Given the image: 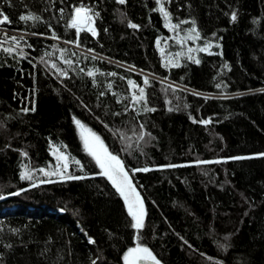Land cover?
<instances>
[{"label": "trees", "instance_id": "trees-1", "mask_svg": "<svg viewBox=\"0 0 264 264\" xmlns=\"http://www.w3.org/2000/svg\"><path fill=\"white\" fill-rule=\"evenodd\" d=\"M79 6L96 35L71 27ZM0 13V264H125L138 243L161 264H264V0H0ZM76 120L123 163L143 228Z\"/></svg>", "mask_w": 264, "mask_h": 264}, {"label": "snow or ice", "instance_id": "snow-or-ice-1", "mask_svg": "<svg viewBox=\"0 0 264 264\" xmlns=\"http://www.w3.org/2000/svg\"><path fill=\"white\" fill-rule=\"evenodd\" d=\"M119 3H125V0H119ZM157 3H160V0H157ZM62 11V10H61ZM159 11H161L165 19L168 18V12L164 9L163 5H160ZM75 15L71 21V27L76 28L77 32L82 30V25L90 24L92 20V16L89 15L91 9L85 8L83 6L76 7L74 9ZM2 15V19H0V24L10 23L9 17L7 15ZM98 15V13L96 14ZM20 20H32L35 17L28 15V16H20ZM232 19H236V14H232ZM130 27L136 28L137 25L130 24ZM173 28L177 27L176 25H172ZM89 31H92L93 35H96L95 31L89 27ZM191 31H195L192 29ZM12 39H15L13 37ZM204 49H201L203 51ZM5 51H12V49H5ZM191 51V49H190ZM191 58V57H190ZM199 63V61H196ZM63 74V73H62ZM89 76H93V72H88ZM145 83H147V78H145ZM129 84L132 87H136V85L129 81ZM140 95L135 96L134 100L140 101L144 98V89L141 88ZM35 110L34 108L32 109ZM27 111V109H25ZM75 123L78 127L81 128L82 132L81 135L84 138V146L88 150L89 154L94 157L96 163L101 168V175L106 176L110 181H112L113 185L115 186L117 192L124 198L125 204L127 205L128 214L132 218V227L135 229H141L144 226V216L146 215L143 200L140 197V194L136 191L135 187L133 186L131 179L128 175V172L125 170L123 163L120 159L113 155L112 153L108 152L107 148L103 145V142L100 140L95 133H92L90 129H85L84 125L81 124L79 120H76ZM207 123V121H204ZM141 127H143L141 125ZM87 132L88 135H84ZM143 134H141L140 139H143ZM264 155V154H262ZM58 159L67 160L66 157L61 154ZM239 159V158H238ZM79 164V161H76ZM63 167L66 169L68 167L67 163L65 162ZM149 169H137L136 171H148ZM45 175H49V173H45ZM22 179H31L30 174L22 173ZM68 179H82L83 177H75V176H68ZM125 264H142L145 260H150L153 264H160V261L156 259V257L152 254V252L147 248L142 246L141 244H137L134 248H129L128 251L124 255ZM95 264V261L93 262Z\"/></svg>", "mask_w": 264, "mask_h": 264}, {"label": "rangeland", "instance_id": "rangeland-1", "mask_svg": "<svg viewBox=\"0 0 264 264\" xmlns=\"http://www.w3.org/2000/svg\"><path fill=\"white\" fill-rule=\"evenodd\" d=\"M84 7V6H83ZM86 8V7H85ZM74 11H73V16H74ZM0 19H2V18H0ZM92 29L94 30V27H92ZM83 30V29H82ZM0 31L1 32H8V29H5V28H3L2 26H1V24H0ZM92 32V31H91ZM19 34H22V33H19ZM158 51H159V54L160 55H162L163 54V44H158ZM172 57H170L169 59H171ZM168 59V57H164L163 55H162V60L163 61H166ZM168 59V60H169ZM81 132H82V130H80V137H81V140H82V142H83V145H84V138L82 137V135H81ZM84 135H88V133L87 132H85L84 133ZM104 145V144H103ZM84 148H85V146H84ZM85 150H86V152L89 154V152H88V150L85 148ZM61 154H63V156L64 157H66L67 158V160L65 161L64 159H58V157L61 155ZM52 156H53V161H52V168H51V172H52V174L53 175H55L56 174V176L58 177V178H61V179H64V177H66V169L68 168H64L63 167V165H64V163L66 162L67 163V165L69 166V157H68V155L64 152V151H62V149H60V147H58V146H55V147H53V149H52ZM92 156V155H91ZM93 157V156H92ZM93 159H94V157H93ZM95 160V159H94ZM96 161V160H95ZM99 166V165H98ZM100 167V166H99ZM136 247V246H135ZM134 248V247H133ZM124 262H125V260H124Z\"/></svg>", "mask_w": 264, "mask_h": 264}, {"label": "bare ground", "instance_id": "bare-ground-1", "mask_svg": "<svg viewBox=\"0 0 264 264\" xmlns=\"http://www.w3.org/2000/svg\"><path fill=\"white\" fill-rule=\"evenodd\" d=\"M74 15H75V13H74ZM89 27H91V28L93 27V26H92V22H91L90 24H84V25H82V29H83V30H88ZM88 31H89V30H88ZM90 32H91V31H90Z\"/></svg>", "mask_w": 264, "mask_h": 264}, {"label": "water", "instance_id": "water-1", "mask_svg": "<svg viewBox=\"0 0 264 264\" xmlns=\"http://www.w3.org/2000/svg\"><path fill=\"white\" fill-rule=\"evenodd\" d=\"M91 22H92V20H91ZM92 26H93V24H92ZM86 31H88V30H86ZM90 32V31H89ZM76 47V46H75ZM133 184V183H132ZM134 186V185H133ZM136 189V188H135ZM137 191V190H136ZM123 198V197H122ZM123 200H124V198H123ZM125 202V201H124ZM127 206V205H126ZM142 264H153V262L152 261H150V260H145V261H143L142 262ZM161 264V263H160Z\"/></svg>", "mask_w": 264, "mask_h": 264}]
</instances>
